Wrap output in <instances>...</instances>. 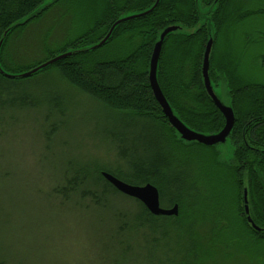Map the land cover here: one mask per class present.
<instances>
[{
	"label": "trees",
	"instance_id": "trees-1",
	"mask_svg": "<svg viewBox=\"0 0 264 264\" xmlns=\"http://www.w3.org/2000/svg\"><path fill=\"white\" fill-rule=\"evenodd\" d=\"M47 1L0 0V38L6 29ZM63 1L68 6H78L75 24L79 26L61 44L51 46L45 40L42 52L46 56L34 66L60 53L95 44L118 18L141 13L155 3V0H55L36 16L11 28L0 48L3 70L18 74L34 67L9 71L6 64L13 62L4 60L8 42L38 21L48 8ZM214 1L159 0L149 13L119 23L100 48L70 55L30 77L7 78L0 74V102L16 80L53 74L98 103L114 121L131 129L143 121L151 132L152 141H141V135L134 129L130 131L133 138L129 148L119 154L126 160L127 168L96 165L91 170L72 168L67 163L69 169L51 189L62 202L63 199L77 202L94 215L99 233L98 264L203 263L206 252H200L204 243L197 231L208 199L214 202L217 220L205 235L210 234L205 241L214 244L216 230L230 229L234 237L244 242H264V233L247 222L243 211L245 188L249 216L255 225L264 227V82L248 80L257 73H261L258 78L264 79V0H217L206 17L201 15L200 11H207ZM171 25L178 26L179 31L170 33L163 41L157 80L181 121L203 133H215L224 125V117L207 95L201 75L208 29L212 28L210 81L216 93L218 87L223 88L235 118L229 134L231 157L224 161L219 160L220 144H184L177 139L149 86L147 71L153 45L159 32ZM115 41L120 42L117 55L112 53ZM255 60L258 70L256 62L247 65ZM12 101L14 105L18 102L23 105L27 95L21 94ZM168 149L187 167L171 168ZM141 151L152 152V156L139 155ZM191 165L201 177H196L193 183H189L186 175ZM103 170L130 184L152 183L159 190L163 207L178 204V215H152L138 200L121 194L107 182L101 176ZM198 184L206 187L203 198L198 193ZM7 234L0 224V264H31L20 255L12 240H6Z\"/></svg>",
	"mask_w": 264,
	"mask_h": 264
},
{
	"label": "rangeland",
	"instance_id": "rangeland-1",
	"mask_svg": "<svg viewBox=\"0 0 264 264\" xmlns=\"http://www.w3.org/2000/svg\"><path fill=\"white\" fill-rule=\"evenodd\" d=\"M78 14V6L66 1L48 8L38 21L11 37L4 60L13 63L6 64L7 69H24L43 60V42L61 44L79 26ZM114 43L112 53L117 55L120 42ZM9 89L0 102V224L8 232L6 240H12L31 264H98L94 215L77 202H62L51 189L69 169L67 163L91 170L96 165L127 168L119 154L129 148L130 131L141 135V141H152L151 132L143 121L133 129L114 121L98 103L53 74L16 80ZM217 91L224 92L222 87ZM21 94L27 95L26 103L14 105L13 98ZM168 151L171 168L185 166ZM138 154L152 156V152ZM199 174L192 165L186 169L189 183ZM197 187L205 197L206 187ZM206 203L197 231L204 243L200 252L206 257L199 264H264V242H244L230 229L216 230L214 244L205 241L217 220L214 202ZM101 222L105 226L104 219Z\"/></svg>",
	"mask_w": 264,
	"mask_h": 264
},
{
	"label": "water",
	"instance_id": "water-1",
	"mask_svg": "<svg viewBox=\"0 0 264 264\" xmlns=\"http://www.w3.org/2000/svg\"><path fill=\"white\" fill-rule=\"evenodd\" d=\"M55 0H48L45 4L39 6L37 10H35L32 14L27 16L22 21H19L15 23L13 26L6 29L0 38V48L2 46V43L6 37V35L9 33L12 27L24 23V21L30 19L31 17L36 16L40 12H42L45 8L50 6ZM217 0L214 1V3L208 8L206 11L205 9L201 10V15L207 16V13H209L213 8ZM159 3V0H155V3L147 10L141 12V13H135L127 16H121L118 18L110 27L109 31L106 33V35L100 39L95 44H92L91 46H87L84 48H80L77 50H69L63 53H60L24 72L18 73V74H11L3 70V68L0 65V74L7 77V78H26L30 77L33 74L39 72L40 70L64 59L67 58L70 55L76 54L78 52L82 51H91L93 49H96L98 47H101L104 45L107 40L110 38L113 30L116 28V26L124 22L128 19L138 17L145 15L152 11L156 5ZM207 12V13H206ZM209 37L204 49L203 58H202V65H201V75H202V82L204 89L207 93V95L210 97L213 104L216 106V108L221 112V114L224 117V125L223 127L215 132V133H203L195 131L191 128H189L181 119L179 116L174 112L171 105L167 101L166 97L164 96L158 80H157V71H158V62L160 57V52L162 48V44L164 39L172 32L179 31L178 26L171 25L166 26L164 29H162L157 39L153 45L149 64H148V71H147V77L149 81V86L152 90L153 96L157 102V104L160 106L163 116L167 119L168 123L173 127V129L176 132L177 139L181 140L184 144L189 143H198L204 146H213L215 144H220V147L218 150L221 152L220 154V161H224L231 157L232 148L229 144V134L231 133V130L233 128L235 118L233 110L230 106V103L228 99L223 94L224 92L217 93L214 91L210 77H209V57L210 52L212 48L213 43V37H212V28H209ZM181 31V30H180ZM212 32V33H211ZM219 94L223 95L225 97V100L219 96ZM101 176L109 182L118 192L121 194L128 196L130 198L138 200L140 203L144 205V207L154 216H177L179 213V206L177 203L173 204L170 207H163L160 202V194L158 188L153 185L152 183H145L141 185H135L127 183L118 177L114 176L113 174L107 172V171H101ZM243 211L246 216L247 222L258 232L264 233V227H259L255 225V223L252 221L251 217L249 216V206H248V199H247V190L244 188L243 190Z\"/></svg>",
	"mask_w": 264,
	"mask_h": 264
},
{
	"label": "flooded vegetation",
	"instance_id": "flooded-vegetation-1",
	"mask_svg": "<svg viewBox=\"0 0 264 264\" xmlns=\"http://www.w3.org/2000/svg\"><path fill=\"white\" fill-rule=\"evenodd\" d=\"M251 62L253 63V62H256V67H257V61L255 60V61H249V62H247V65H250L251 64ZM257 70H258V67H257ZM262 73H264V72H262ZM261 74V73H260ZM259 73H257L256 75H254L252 78L253 79H248V80H251V81H249V82H252V81H254V82H264V79H261V78H258V77H260L259 75H260ZM215 146H216V144H215Z\"/></svg>",
	"mask_w": 264,
	"mask_h": 264
},
{
	"label": "bare ground",
	"instance_id": "bare-ground-1",
	"mask_svg": "<svg viewBox=\"0 0 264 264\" xmlns=\"http://www.w3.org/2000/svg\"><path fill=\"white\" fill-rule=\"evenodd\" d=\"M104 171V170H103ZM139 185V184H138ZM141 185V184H140Z\"/></svg>",
	"mask_w": 264,
	"mask_h": 264
}]
</instances>
